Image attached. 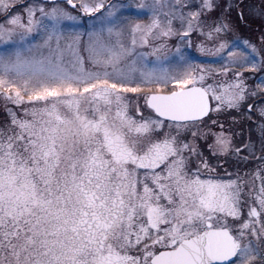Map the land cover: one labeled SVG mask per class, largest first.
<instances>
[{"label":"snow or ice","instance_id":"1","mask_svg":"<svg viewBox=\"0 0 264 264\" xmlns=\"http://www.w3.org/2000/svg\"><path fill=\"white\" fill-rule=\"evenodd\" d=\"M66 3L0 0V264H264V33L226 40L230 0ZM193 34L216 67L168 54Z\"/></svg>","mask_w":264,"mask_h":264},{"label":"rangeland","instance_id":"2","mask_svg":"<svg viewBox=\"0 0 264 264\" xmlns=\"http://www.w3.org/2000/svg\"><path fill=\"white\" fill-rule=\"evenodd\" d=\"M27 2H31L33 4H39V5H43L45 7H48V6H50L52 0H19L18 6L21 7V10H22V5L24 3H27ZM74 2L78 4L79 0H74ZM110 2L135 5L137 3H140L141 0H110ZM143 2L150 3L151 0H143ZM197 2H199V0H197ZM220 2L223 3V0H220ZM230 2L233 3L235 6L229 10V12L226 16V20L228 23L231 24L232 30L224 38L226 40H228L229 42H231L233 40H237V39L243 41L244 39L241 35H242L243 26H244V24H246V20L250 19L253 22L254 21L257 22L258 19L261 21L264 19V0H230ZM56 3H58L61 7H64L67 10L71 11L73 15L78 14L77 11L72 10L71 7L69 5H67L66 0H56ZM245 8H248L249 12L246 15L243 14L244 20H242V23H241L240 17L238 15V10H241L242 12H244ZM218 16H220L219 10L210 13V19H216ZM140 19L142 20L143 23L149 22V18L147 16L141 17ZM84 21L85 22L77 29L81 33L86 32L87 28H88L86 17L84 18ZM66 38L71 39V37H66ZM191 40H192V47L191 48H185L184 43H182L177 37H173L171 40L168 41L169 49H170L168 54L172 55L175 52L176 46L179 45L182 49H184L190 55H192L195 58L197 63H203L205 65H210V66L216 67L217 65H215L213 63L212 58L205 57V56L201 55L196 49V45L201 43V41L203 40V37H200L196 34H193L191 36ZM83 41L84 42L87 41L86 35L83 36ZM39 42L40 41H37V43H39ZM153 43H155V42H153ZM137 50L138 51H150L151 49L150 48H144V49H137ZM150 59H151V57H150ZM258 74H260V73L256 72V73H253L252 75H258ZM248 75L249 74L245 73L246 83L248 84L249 88H254L252 83H251V78ZM263 75H264V73H263ZM208 82L211 83L212 81H208ZM255 86H256V84H255ZM141 103H142V101H141ZM4 105H5V102L2 99H0V124H3L7 120V115L5 112ZM9 107H11V105H9ZM244 112H245V110L242 109L241 113L232 112L231 115H229L228 113H224L219 117V119L222 122H224L225 127L232 125L233 130L237 133V135L234 137V144H238L241 139H243L245 142H247L248 138L251 137L252 141L257 146L256 154L261 155V152L259 151V145H260L259 133L255 129V125L252 123V121L257 120V117L253 116L251 121L246 120L244 118V115H243ZM145 115H148L147 111H145ZM233 117H235V119L238 121V123L232 124ZM245 129L246 130L248 129V131H247L248 134L245 133ZM213 130H216V129H213ZM199 143H201L203 150L207 151L206 146H204V142L201 141ZM251 162L256 163V161H254V160L249 161V163H251ZM210 163H212L214 165H216V164L219 165L216 168V175L219 176L220 178H224V179L228 178L226 173H232L233 177H234L237 172H240L241 175H243L244 173L247 172V173H249V177H247V178H250L251 173L257 167V166L253 167V164H250L251 168H250V170H247V168L243 167L244 166L243 163H238L236 161V159L232 156L223 157L219 161H216L215 159H211Z\"/></svg>","mask_w":264,"mask_h":264},{"label":"flooded vegetation","instance_id":"3","mask_svg":"<svg viewBox=\"0 0 264 264\" xmlns=\"http://www.w3.org/2000/svg\"><path fill=\"white\" fill-rule=\"evenodd\" d=\"M241 12L242 11L239 10L238 11V15ZM248 12H249L248 8H245L244 12H242V13L246 15V14H248ZM261 33H264V19L262 21L258 19L257 22H255V21L253 22L252 20L247 19L246 20V24H244V26H243V30H242V35L241 36L243 37L244 40H248L250 42L257 43V46H259L258 41H259ZM247 74H249L248 76L251 78V83H252L254 88H255V84H256L255 81H259L260 78L262 76H264L263 73H260L258 75H252L253 73H247ZM261 99H262V97H259V96L254 98V100H256L257 102H259ZM247 131H248V129L247 130L245 129V133H247ZM243 164H244L243 167L247 168V170H250V168H251L250 164H253V167L258 166V162L257 161H256V163H253V162L249 163L248 162V163H243Z\"/></svg>","mask_w":264,"mask_h":264}]
</instances>
